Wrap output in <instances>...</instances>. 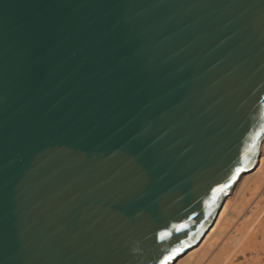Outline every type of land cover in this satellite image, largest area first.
<instances>
[{"label": "water", "instance_id": "water-1", "mask_svg": "<svg viewBox=\"0 0 264 264\" xmlns=\"http://www.w3.org/2000/svg\"><path fill=\"white\" fill-rule=\"evenodd\" d=\"M263 139L264 0H0V264H166Z\"/></svg>", "mask_w": 264, "mask_h": 264}, {"label": "bare ground", "instance_id": "bare-ground-1", "mask_svg": "<svg viewBox=\"0 0 264 264\" xmlns=\"http://www.w3.org/2000/svg\"><path fill=\"white\" fill-rule=\"evenodd\" d=\"M260 146L259 155H257L252 167L240 174L234 185H232L233 188H230V193H227L228 195L222 198L221 206L204 236L197 243L190 246L185 252L178 254L166 264H231L233 263V258L236 257L239 252L245 253L243 248V245H245L244 243L249 244L251 246H248L249 248L255 247V245L252 246V239L255 232L252 233L253 237L251 239L250 236H252V234L250 233V228L252 227L247 221L242 222L245 220L246 209H249L251 199L244 198V194L241 193H244L245 190L248 189L249 191L251 189V191L257 193L261 187L264 188V139ZM239 193L242 195V206H239L241 209L234 204L237 199L235 196L239 195ZM253 195L251 194V196ZM231 212L232 215H230ZM262 242L260 243L261 249L264 250V244ZM255 243L256 239L253 244ZM217 251L218 254H216ZM220 254H222L221 258ZM256 264L262 263L258 261Z\"/></svg>", "mask_w": 264, "mask_h": 264}, {"label": "rangeland", "instance_id": "rangeland-1", "mask_svg": "<svg viewBox=\"0 0 264 264\" xmlns=\"http://www.w3.org/2000/svg\"><path fill=\"white\" fill-rule=\"evenodd\" d=\"M232 188H233V186H232ZM231 189L229 190L228 194L230 193ZM253 193H254V195H253ZM241 194H244V196H245L244 198L251 199L250 201L252 202V203L250 202L251 205L249 204L250 207L248 206L249 209H246L245 220H243L242 222L247 221V223L250 224V226L252 227V228H250V233L251 234L253 232L256 233V234L254 233V237H253V234H252V236H250L251 239L253 237L252 246L255 245V247L249 248L251 246L249 244L244 243L246 245V246L243 245L245 253H240V252H239V254L237 253L239 255V257H238V255L237 256L235 255L238 258L234 257L233 263H231V264H256V262H258V261H260L262 264H264V250L261 249V244H260L262 242V240L264 239V230H263L264 229V212H263L264 211V209H263L264 208V188L261 187L257 193L255 191L254 192L251 191V189L249 191V189H248V190H245L244 193L242 192ZM241 194L239 193V195L235 196V197H237V199L235 200L236 202L234 204L238 207L240 205L242 206V203H241V200H242L241 196L242 195ZM251 194L253 196H251ZM258 208H260V209H258ZM230 215H232V212ZM255 239H256V243L253 244ZM250 242H251V240H250ZM262 243L264 244V240ZM257 244H258V248H257ZM253 250H255V251H253ZM218 251H219V249H218ZM218 251L216 252V254H218ZM259 255H261V256H259ZM215 256H217V255H215ZM221 256H222V254H220V258H221Z\"/></svg>", "mask_w": 264, "mask_h": 264}, {"label": "snow or ice", "instance_id": "snow-or-ice-1", "mask_svg": "<svg viewBox=\"0 0 264 264\" xmlns=\"http://www.w3.org/2000/svg\"><path fill=\"white\" fill-rule=\"evenodd\" d=\"M240 171V169H237V172H239ZM218 190V189H217Z\"/></svg>", "mask_w": 264, "mask_h": 264}]
</instances>
